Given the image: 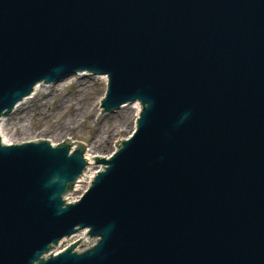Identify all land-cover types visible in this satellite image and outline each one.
Returning <instances> with one entry per match:
<instances>
[{"label":"water","instance_id":"1","mask_svg":"<svg viewBox=\"0 0 264 264\" xmlns=\"http://www.w3.org/2000/svg\"><path fill=\"white\" fill-rule=\"evenodd\" d=\"M74 73L136 126L75 201L85 142L0 136V264H264V0H0V120Z\"/></svg>","mask_w":264,"mask_h":264},{"label":"rangeland","instance_id":"2","mask_svg":"<svg viewBox=\"0 0 264 264\" xmlns=\"http://www.w3.org/2000/svg\"><path fill=\"white\" fill-rule=\"evenodd\" d=\"M46 85L48 86L41 87L38 96L31 101H24L13 109L15 112L5 116L2 134L6 142L49 138L53 144H57L72 138L71 142H85L94 154L109 156L117 149L116 141L119 143L135 128V118L140 110L133 109L125 117L117 114L119 108L100 115V101L107 86L106 75L74 73ZM105 134H110L111 139L100 149L96 140L98 136ZM101 167L102 165L92 161L90 171L87 172L89 174L98 171ZM84 180L76 182L72 190L64 194L68 201L78 199L88 187L90 182L86 183ZM81 236L82 239L76 247L78 250L86 248L94 241L78 232L70 238H64L56 251Z\"/></svg>","mask_w":264,"mask_h":264},{"label":"bare ground","instance_id":"3","mask_svg":"<svg viewBox=\"0 0 264 264\" xmlns=\"http://www.w3.org/2000/svg\"><path fill=\"white\" fill-rule=\"evenodd\" d=\"M44 85V86H43ZM45 86H48V85H46V84H42V83H37L36 85H35V87H34V90H33V92L28 96V97H26V98H24L22 101H20V103L16 106V107H18L20 104H22L24 101H27V100H29L30 99V101H31V99H34L36 96H38L39 95V92L41 91L40 89H41V87H45ZM101 102V101H100ZM16 109V108H15ZM14 109V110H15ZM18 109V108H17ZM136 110V111H139L141 108H140V105H139V103H137V102H134V103H132V104H124V105H122L121 107H119V110L117 111V114H119V115H121V116H123V117H125L126 115H128L129 114V112L131 111V110ZM13 111V110H12ZM11 111V112H12ZM10 112V113H11ZM13 112H15V111H13ZM17 112V111H16ZM21 113V112H20ZM139 113V112H138ZM4 118L5 117H2L1 118V120H0V136H1V139H2V141H3V143H8V142H6L5 140H4V136H3V134H2V128H3V125H4ZM136 119V118H135ZM134 119V120H135ZM133 120V121H134ZM8 124V123H7ZM6 126V125H5ZM136 126V125H135ZM7 129V128H6ZM65 131V130H64ZM130 133H131V131H130ZM64 134V133H63ZM109 138H110V134H105V136H98L97 137V140H96V143H97V145L99 146V148L100 149H103L104 148V145L106 144V142L109 140ZM73 140L72 138H69V140ZM111 139V138H110ZM70 140V141H71ZM95 141V140H94ZM93 141V142H94ZM74 147V145H72V148ZM96 151V150H95ZM97 151H98V149H97ZM96 151V152H97ZM93 154H94V152H92L91 151V147L90 146H86V151H85V156H86V159H87V162H88V164H87V167H86V171L84 172V174L80 177V179H79V181H82V180H84L86 183H89L91 180H92V178H93V176L95 175V173H96V170L94 171V172H91V173H89L88 174V172H87V170H89L90 171V166H91V164H92V161H94V156H93ZM95 162V161H94ZM99 167V166H98ZM102 168V167H101ZM80 183V182H79ZM76 185V184H75Z\"/></svg>","mask_w":264,"mask_h":264}]
</instances>
